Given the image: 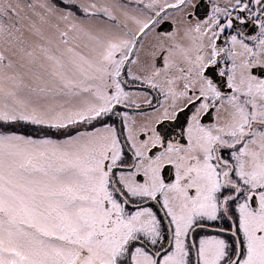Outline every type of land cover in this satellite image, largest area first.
Returning a JSON list of instances; mask_svg holds the SVG:
<instances>
[{
    "label": "snow or ice",
    "instance_id": "obj_1",
    "mask_svg": "<svg viewBox=\"0 0 264 264\" xmlns=\"http://www.w3.org/2000/svg\"><path fill=\"white\" fill-rule=\"evenodd\" d=\"M0 264H264V0H0Z\"/></svg>",
    "mask_w": 264,
    "mask_h": 264
}]
</instances>
